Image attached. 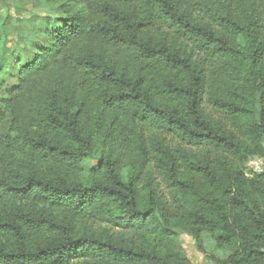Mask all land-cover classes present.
<instances>
[{
	"label": "trees",
	"instance_id": "16d2710c",
	"mask_svg": "<svg viewBox=\"0 0 264 264\" xmlns=\"http://www.w3.org/2000/svg\"><path fill=\"white\" fill-rule=\"evenodd\" d=\"M61 2L3 98L0 264H264V0Z\"/></svg>",
	"mask_w": 264,
	"mask_h": 264
},
{
	"label": "rangeland",
	"instance_id": "374dc122",
	"mask_svg": "<svg viewBox=\"0 0 264 264\" xmlns=\"http://www.w3.org/2000/svg\"><path fill=\"white\" fill-rule=\"evenodd\" d=\"M61 3V0H0V140L9 125V113L4 108L3 98L6 88L16 81V64L22 58H31L34 47L47 43L46 27L49 28L51 21L60 19L63 13ZM29 33H34L31 45H27ZM4 65H8L11 74L5 71ZM252 160H256L260 171H264V154L251 156L243 165L247 176L257 173L253 170L255 166L249 165ZM84 166L85 175L97 168L94 160L85 161ZM169 251L190 264H230V252L219 249L204 232L199 242H195L187 233L176 230L170 235Z\"/></svg>",
	"mask_w": 264,
	"mask_h": 264
},
{
	"label": "built area",
	"instance_id": "2783aa9c",
	"mask_svg": "<svg viewBox=\"0 0 264 264\" xmlns=\"http://www.w3.org/2000/svg\"><path fill=\"white\" fill-rule=\"evenodd\" d=\"M251 167H253V166H255V167H253V170L254 171H256V172H261L260 171V169H259V167H258V165H257V161L256 160H252V161H250V164H249Z\"/></svg>",
	"mask_w": 264,
	"mask_h": 264
}]
</instances>
